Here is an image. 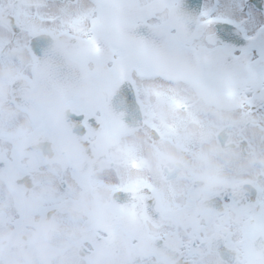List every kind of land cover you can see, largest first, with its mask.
I'll use <instances>...</instances> for the list:
<instances>
[{
  "label": "flooded vegetation",
  "instance_id": "flooded-vegetation-1",
  "mask_svg": "<svg viewBox=\"0 0 264 264\" xmlns=\"http://www.w3.org/2000/svg\"><path fill=\"white\" fill-rule=\"evenodd\" d=\"M3 90L0 264H256L264 0H0ZM217 99L247 122L233 160Z\"/></svg>",
  "mask_w": 264,
  "mask_h": 264
},
{
  "label": "clouds",
  "instance_id": "clouds-1",
  "mask_svg": "<svg viewBox=\"0 0 264 264\" xmlns=\"http://www.w3.org/2000/svg\"><path fill=\"white\" fill-rule=\"evenodd\" d=\"M209 107L221 124L219 131L223 132L225 135V144L223 147L214 144L210 145V150L214 153L220 154L225 160L236 159L239 155L237 151L239 138H243L244 133L248 130L246 128L247 122L237 117L231 105L222 99H217L216 102L210 104ZM12 111L13 110L8 104L7 91H0V117L6 120L12 115ZM237 124H239L240 128L237 135L234 136L231 130L232 127ZM62 150L65 152L71 151V146L66 144L63 146ZM53 159L58 160L59 157H54ZM255 166H259L260 175H264V153L251 151L242 160H238V167L244 170ZM157 168L160 170L167 169L169 172H172L178 168V163L170 158H164L157 162ZM256 178V176L249 177L245 175L241 176L238 180L229 182L222 176L219 169H210L200 177L202 185L206 191H213L222 188H239ZM199 222V220L196 221L197 224H199ZM146 230L153 231L154 226L147 225ZM174 251V249L165 251L164 256L167 264H175L172 259ZM253 255L256 264H264V247L254 249Z\"/></svg>",
  "mask_w": 264,
  "mask_h": 264
},
{
  "label": "water",
  "instance_id": "water-1",
  "mask_svg": "<svg viewBox=\"0 0 264 264\" xmlns=\"http://www.w3.org/2000/svg\"><path fill=\"white\" fill-rule=\"evenodd\" d=\"M64 86L65 85H67V84H65L64 82L62 83ZM58 86L61 88V83L60 84H58ZM73 87H75V85H73ZM72 87V88H73ZM262 217H263V221H264V208H263V212H262Z\"/></svg>",
  "mask_w": 264,
  "mask_h": 264
},
{
  "label": "rangeland",
  "instance_id": "rangeland-1",
  "mask_svg": "<svg viewBox=\"0 0 264 264\" xmlns=\"http://www.w3.org/2000/svg\"><path fill=\"white\" fill-rule=\"evenodd\" d=\"M182 123V122H181ZM181 123L180 124H178V127H181Z\"/></svg>",
  "mask_w": 264,
  "mask_h": 264
}]
</instances>
